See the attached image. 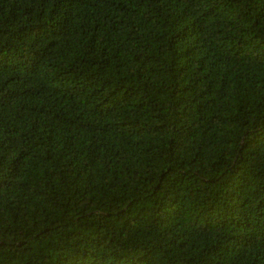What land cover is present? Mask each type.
Wrapping results in <instances>:
<instances>
[{
	"label": "trees",
	"instance_id": "obj_1",
	"mask_svg": "<svg viewBox=\"0 0 264 264\" xmlns=\"http://www.w3.org/2000/svg\"><path fill=\"white\" fill-rule=\"evenodd\" d=\"M0 264H264V0H0Z\"/></svg>",
	"mask_w": 264,
	"mask_h": 264
}]
</instances>
